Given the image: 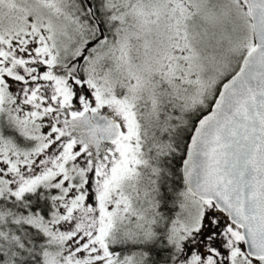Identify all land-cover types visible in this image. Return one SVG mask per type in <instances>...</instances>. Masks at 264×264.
Wrapping results in <instances>:
<instances>
[{
  "label": "snow or ice",
  "instance_id": "snow-or-ice-1",
  "mask_svg": "<svg viewBox=\"0 0 264 264\" xmlns=\"http://www.w3.org/2000/svg\"><path fill=\"white\" fill-rule=\"evenodd\" d=\"M0 264H264V0H0Z\"/></svg>",
  "mask_w": 264,
  "mask_h": 264
}]
</instances>
